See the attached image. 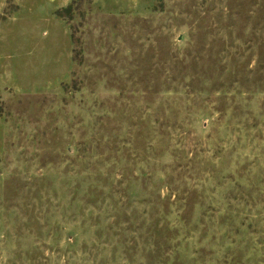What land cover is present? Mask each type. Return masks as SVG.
I'll use <instances>...</instances> for the list:
<instances>
[{"label":"rangeland","instance_id":"1","mask_svg":"<svg viewBox=\"0 0 264 264\" xmlns=\"http://www.w3.org/2000/svg\"><path fill=\"white\" fill-rule=\"evenodd\" d=\"M57 9L0 0V264H264V0Z\"/></svg>","mask_w":264,"mask_h":264},{"label":"crops","instance_id":"2","mask_svg":"<svg viewBox=\"0 0 264 264\" xmlns=\"http://www.w3.org/2000/svg\"><path fill=\"white\" fill-rule=\"evenodd\" d=\"M46 1L49 8L62 9V8L70 7L76 0H46Z\"/></svg>","mask_w":264,"mask_h":264},{"label":"trees","instance_id":"3","mask_svg":"<svg viewBox=\"0 0 264 264\" xmlns=\"http://www.w3.org/2000/svg\"><path fill=\"white\" fill-rule=\"evenodd\" d=\"M58 16L62 18V17H64L65 15L63 16V13L60 12V14L58 13Z\"/></svg>","mask_w":264,"mask_h":264}]
</instances>
